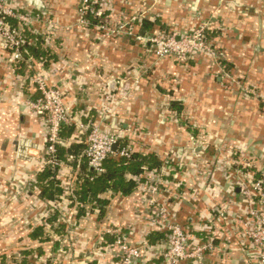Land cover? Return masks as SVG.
Listing matches in <instances>:
<instances>
[{
	"label": "crops",
	"instance_id": "obj_1",
	"mask_svg": "<svg viewBox=\"0 0 264 264\" xmlns=\"http://www.w3.org/2000/svg\"><path fill=\"white\" fill-rule=\"evenodd\" d=\"M13 5L28 18L15 24L29 44L16 65L0 41V264H113L108 232L164 242L161 208L189 231L191 249L214 244L202 264H256L239 172L264 180V0H110L109 25L138 17L130 37L80 25V0ZM200 28L215 57L159 61L147 43ZM36 75L62 91L74 119L62 134L67 158L48 178L46 119L25 106L39 95ZM89 122L161 165L135 177L131 194L104 193L107 206L83 208L79 125Z\"/></svg>",
	"mask_w": 264,
	"mask_h": 264
},
{
	"label": "built area",
	"instance_id": "obj_2",
	"mask_svg": "<svg viewBox=\"0 0 264 264\" xmlns=\"http://www.w3.org/2000/svg\"><path fill=\"white\" fill-rule=\"evenodd\" d=\"M110 0H80V25L90 26L112 37L133 36V27L138 17L122 21L117 25H109L105 21V12ZM28 22V18L19 14L13 5V0H0V41L12 54L16 65L27 61L28 40L25 32L15 21ZM148 45L157 60L175 58L181 62L189 61L198 53H208L216 56L211 50L206 35V28H200L194 33L180 36L178 33H159L149 36ZM38 97L26 101L25 106L46 120V151L44 165L54 173L61 166L59 149L63 146L64 129L73 124L74 119L66 106L62 91L48 84L42 75L33 77ZM85 137L84 158L88 168L98 174L105 172V163L110 158H131L132 150L121 146V138L117 133L106 132L100 125L89 122L79 125ZM240 192L247 203L249 222L246 225V236L251 243L256 257V264H264V180L255 179L252 173L239 172ZM151 193H158V186ZM154 214L155 224L165 233V241L149 244L147 241L133 245L120 230H111L116 261L113 264H148L160 260L162 264H180L195 262L202 264L207 253L215 251L212 242H207L190 248L192 236L183 226L170 221L169 213L161 208ZM154 221V220H153Z\"/></svg>",
	"mask_w": 264,
	"mask_h": 264
},
{
	"label": "trees",
	"instance_id": "obj_3",
	"mask_svg": "<svg viewBox=\"0 0 264 264\" xmlns=\"http://www.w3.org/2000/svg\"><path fill=\"white\" fill-rule=\"evenodd\" d=\"M73 130V129H71ZM72 132V131H71ZM122 147H128L126 143L120 141ZM72 156V152L69 153ZM67 153L60 147L59 159L67 158ZM84 160V159H83ZM88 163L83 164L84 176L81 178L79 191L75 193L79 204L83 205H101L107 206L109 202L101 200L100 195L111 193L113 195L131 194L137 188L135 177L142 176L147 170L160 167L161 163L153 156H144L139 153H132L131 158H110L105 163V172L98 174L91 172L87 168ZM45 178L51 177L52 173L46 169L43 175ZM255 176V179H262L260 176ZM259 177V178H258ZM104 209V207H102ZM84 211L81 210V214ZM158 238L163 237L156 234ZM151 238V237H150ZM162 239V238H160ZM115 240L108 242L113 244ZM147 243H153L147 239Z\"/></svg>",
	"mask_w": 264,
	"mask_h": 264
}]
</instances>
